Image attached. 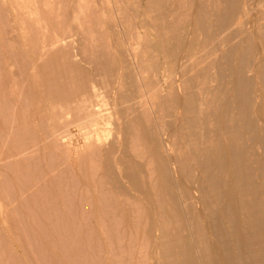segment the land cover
<instances>
[{
	"label": "rangeland",
	"instance_id": "1",
	"mask_svg": "<svg viewBox=\"0 0 264 264\" xmlns=\"http://www.w3.org/2000/svg\"><path fill=\"white\" fill-rule=\"evenodd\" d=\"M0 101V264H264V0H0Z\"/></svg>",
	"mask_w": 264,
	"mask_h": 264
},
{
	"label": "bare ground",
	"instance_id": "2",
	"mask_svg": "<svg viewBox=\"0 0 264 264\" xmlns=\"http://www.w3.org/2000/svg\"><path fill=\"white\" fill-rule=\"evenodd\" d=\"M137 6V5H136ZM153 9V8H152ZM25 12V11H24ZM148 30V29H147ZM141 32V31H140ZM146 32V31H145ZM46 38V37H45ZM53 41V40H52ZM62 41V40H61ZM48 43H49V41H47ZM52 43V42H51ZM38 44V43H37ZM44 45V44H43ZM49 45V44H48ZM32 46V45H31ZM45 46H46V44H45ZM36 49V48H35ZM5 50V49H4ZM33 50V49H32ZM28 51V50H27ZM36 51V50H35ZM40 51H41V48H40ZM72 54V53H71ZM14 56V55H13ZM178 60V59H177ZM33 61V60H32ZM74 63V62H73ZM113 63V62H112ZM33 64V63H32ZM32 64H30V65H32ZM9 67V66H8ZM31 67V66H30ZM31 71V70H30ZM20 73V72H19ZM29 73V72H28ZM27 73V74H28ZM38 72H36V74H37ZM37 76V75H36ZM20 77V76H19ZM81 77V76H80ZM38 78H40L39 76H38ZM78 78V77H77ZM114 78V77H113ZM115 78H117V77H115ZM21 79H23V78H21ZM25 79V78H24ZM95 79V78H94ZM26 80V79H25ZM23 81V80H22ZM109 81V80H108ZM10 84V86L11 87H15V86H17V83H16V79H15V76L12 78V80H11V82L9 83ZM23 84V83H22ZM93 84H94V82H93ZM95 84H96V82H95ZM105 84V83H104ZM37 85V84H36ZM25 86V85H24ZM23 86V87H24ZM32 86H33V84H32ZM87 86V85H86ZM96 85H94V87H95ZM109 86V85H108ZM36 87V86H35ZM80 87V86H79ZM92 87H93V85H92ZM102 87V86H101ZM2 88V87H1ZM9 88V87H8ZM96 88H98V87H96ZM114 88V87H113ZM20 89V88H19ZM90 89V88H89ZM101 89V88H100ZM107 89V88H106ZM111 89V88H110ZM15 90V89H14ZM28 90H30V89H28ZM115 90V89H114ZM17 91V90H16ZM94 91V90H93ZM99 91V90H98ZM19 92H21V91H19ZM113 92H115V91H113ZM25 93V92H24ZM105 93V92H104ZM123 93V92H122ZM149 93V92H148ZM22 94V93H21ZM100 94V93H99ZM103 94V93H102ZM115 94V93H114ZM19 95V94H18ZM25 95V94H24ZM104 95V94H103ZM16 96V95H15ZM97 96V95H96ZM88 97V96H87ZM27 98V97H26ZM95 98V97H94ZM118 98V97H117ZM128 98V97H127ZM32 99H35L34 97H32ZM41 99H42V97H41ZM40 99V100H41ZM99 99V98H98ZM119 99V98H118ZM21 100V99H20ZM92 100V99H91ZM100 101V100H99ZM98 101V102H99ZM123 101V100H122ZM1 102V101H0ZM105 102V101H104ZM92 103V102H91ZM1 105V104H0ZM85 105V104H84ZM116 105V104H115ZM114 105V106H115ZM123 106V105H122ZM4 107V106H3ZM52 107V106H51ZM54 107V106H53ZM129 108V107H128ZM84 109V108H83ZM88 109H90V108H88ZM113 110V109H112ZM122 110V109H121ZM94 111H95V113H94V115H95V117H91V118H89V116H90V113L87 111V110H85L84 111V113H83V115H81V117H80V119L82 120V121H85V122H83V127L84 128H88V129H90L87 133H86V136H84L85 137V143H86V146H88V147H95L96 146V144H98V143H100V139H101V133L103 132L104 133V127H103V124H104V122H103V120H102V110H100L99 109V107L98 106H96V108L94 109ZM68 112V111H67ZM111 112V111H110ZM113 113H114V111H112ZM112 112H111V114H112ZM4 113V112H3ZM66 113V112H65ZM69 113V112H68ZM116 113H117V111H116ZM70 114V113H69ZM120 114V113H119ZM93 115V114H92ZM105 115V114H104ZM104 117V116H103ZM121 117V116H120ZM109 118V117H108ZM114 119V118H113ZM123 119V118H122ZM66 120V119H65ZM105 120V119H104ZM3 121V120H2ZM44 121V120H43ZM81 121V122H82ZM80 122V123H81ZM67 123H68V121H67ZM69 123H70V121H69ZM79 123V122H78ZM106 124V123H105ZM69 125V124H68ZM107 126V125H106ZM76 127H78V126H76ZM119 127V126H118ZM84 130V129H83ZM70 131V130H69ZM50 132V131H49ZM123 132V131H122ZM42 133V132H41ZM119 133V132H118ZM93 134V135H92ZM62 135V134H61ZM120 135V134H119ZM118 135V136H119ZM117 136V137H118ZM123 136H125V135H123ZM196 137V136H195ZM104 138V137H103ZM116 138V137H115ZM120 140V139H119ZM193 140V139H192ZM196 140H198V139H195V142H196ZM103 141V140H102ZM135 141H136V139H135ZM116 142H117V140H116ZM161 142V141H160ZM84 143V144H85ZM193 143V142H192ZM75 144V143H74ZM161 144V143H160ZM196 145H197V143H196ZM111 146V145H110ZM113 146H114V144H113ZM113 146L112 147H110V149L108 150L109 151V153H111L112 152V148H113ZM195 146V145H194ZM79 147V146H78ZM115 147H117L116 145H115ZM159 146H157V148H158ZM120 148V147H119ZM195 148H196V146H195ZM101 149V148H100ZM108 149V148H107ZM197 149V148H196ZM104 150H106V149H104ZM204 150V149H203ZM93 151V150H92ZM196 151V150H195ZM199 151V150H198ZM198 151H197V153H198ZM72 152V151H71ZM118 152V151H117ZM204 152H205V150H204ZM93 154V153H92ZM199 154V153H198ZM90 155V154H89ZM73 156V155H72ZM79 156V155H78ZM95 156H96V154H95ZM95 156H93V157H95ZM48 157H50V156H48ZM90 157H92V156H90ZM113 157V156H112ZM117 157V156H116ZM52 158V157H51ZM100 160V159H99ZM37 161V160H36ZM71 161V160H70ZM73 161V160H72ZM119 161V160H118ZM124 161V160H123ZM116 162V161H115ZM118 163V162H117ZM120 164H122V162L120 163ZM207 164V163H206ZM206 164H203V165H206ZM207 167H208V165H207ZM106 168V167H105ZM123 168V167H122ZM164 168V167H163ZM32 169V168H31ZM202 171H204V170H202ZM119 172H120V169H119ZM122 172H124V170H122ZM122 172H121V174H122ZM126 172V171H125ZM124 172V173H125ZM111 174V173H110ZM116 174V173H115ZM61 175V174H60ZM124 178H125V176H124ZM134 179V178H133ZM138 180V179H137ZM129 183V182H128ZM120 187V186H119ZM101 190V189H100ZM140 192V191H139ZM159 193V192H158ZM145 195V194H144ZM176 195V194H175ZM149 196H151V195H149ZM147 197V196H146ZM103 198V197H102ZM173 199V198H172ZM105 203V202H104ZM99 204V203H98ZM209 205H213V204H209ZM88 206V205H87ZM153 207V206H152ZM176 214H177V212H176ZM153 215V214H152ZM177 216V215H176ZM175 221V220H174ZM166 226V225H165ZM174 232V231H173ZM171 236V235H170ZM168 239V238H167ZM167 244V243H166ZM165 244V245H166ZM159 246V245H158ZM181 246V245H180ZM222 246V245H221ZM28 248V247H27ZM186 248V247H185ZM222 248V247H221ZM174 249V248H173ZM220 250V249H219ZM188 252V251H187ZM222 252V251H221ZM177 255V254H176ZM192 256V255H191ZM191 261V260H190ZM173 263V262H172ZM169 264V263H168Z\"/></svg>",
	"mask_w": 264,
	"mask_h": 264
}]
</instances>
